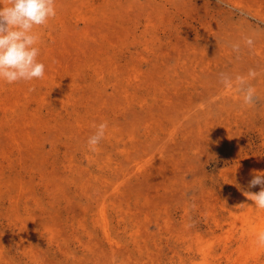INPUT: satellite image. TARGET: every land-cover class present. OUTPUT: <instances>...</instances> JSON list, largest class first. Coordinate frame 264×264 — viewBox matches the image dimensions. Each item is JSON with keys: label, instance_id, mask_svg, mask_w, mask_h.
Listing matches in <instances>:
<instances>
[{"label": "rangeland", "instance_id": "rangeland-1", "mask_svg": "<svg viewBox=\"0 0 264 264\" xmlns=\"http://www.w3.org/2000/svg\"><path fill=\"white\" fill-rule=\"evenodd\" d=\"M56 9L44 77L0 81V264H264V0Z\"/></svg>", "mask_w": 264, "mask_h": 264}, {"label": "clouds", "instance_id": "clouds-1", "mask_svg": "<svg viewBox=\"0 0 264 264\" xmlns=\"http://www.w3.org/2000/svg\"><path fill=\"white\" fill-rule=\"evenodd\" d=\"M57 15L56 0H6L0 4V81L12 84L19 81L42 79L45 75V64L37 57L40 48L37 46L40 35L34 29L44 26ZM245 44L251 48L254 40L245 39ZM234 52L240 51V44H233ZM255 70L250 69L249 78H255ZM221 83L232 87V78L221 74ZM235 87L243 94V103H255L256 89L243 76L235 78ZM108 123L102 122L95 126V132L87 139L90 151H97L98 145L104 139ZM247 191L243 195L253 202V206L264 209V171L253 170ZM259 187V191H252ZM246 205L242 203L238 206ZM258 241L264 244V233H260Z\"/></svg>", "mask_w": 264, "mask_h": 264}]
</instances>
